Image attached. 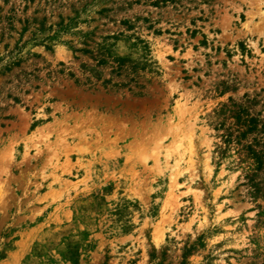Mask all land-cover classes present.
Listing matches in <instances>:
<instances>
[{"label":"rangeland","instance_id":"374dc122","mask_svg":"<svg viewBox=\"0 0 264 264\" xmlns=\"http://www.w3.org/2000/svg\"><path fill=\"white\" fill-rule=\"evenodd\" d=\"M0 264H264V0H0Z\"/></svg>","mask_w":264,"mask_h":264}]
</instances>
